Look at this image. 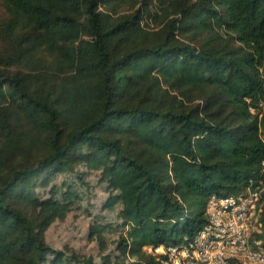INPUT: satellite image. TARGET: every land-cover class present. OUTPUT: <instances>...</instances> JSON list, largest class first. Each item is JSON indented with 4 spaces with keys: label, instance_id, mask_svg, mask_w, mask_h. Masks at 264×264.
Listing matches in <instances>:
<instances>
[{
    "label": "trees",
    "instance_id": "obj_1",
    "mask_svg": "<svg viewBox=\"0 0 264 264\" xmlns=\"http://www.w3.org/2000/svg\"><path fill=\"white\" fill-rule=\"evenodd\" d=\"M0 10V264H120L46 243L80 200L53 180L85 186L77 167L99 173L109 212L122 202L119 176L140 181L138 203L119 213L122 250L141 258L130 264H159L149 250L191 241L209 194L264 189V0H0ZM177 90L209 95L230 125L182 108ZM155 122L177 129L196 168L157 175L135 155ZM197 131L217 136L237 171L194 147ZM260 218L264 229V203Z\"/></svg>",
    "mask_w": 264,
    "mask_h": 264
},
{
    "label": "rangeland",
    "instance_id": "obj_2",
    "mask_svg": "<svg viewBox=\"0 0 264 264\" xmlns=\"http://www.w3.org/2000/svg\"><path fill=\"white\" fill-rule=\"evenodd\" d=\"M2 17L3 12L0 10V18ZM215 68L218 67L215 66ZM211 73L219 78L223 77V74L226 77V72L219 73L218 69H211ZM157 81V76H153L145 88L150 90ZM171 93L172 98L182 108L191 109L199 117L212 118L221 125H230L231 117L228 114H218V109L209 105V95H204L201 98H190L181 90ZM249 111L254 113L251 108ZM152 130L154 131L153 138H146L143 144L135 147L134 153L150 167L153 174L162 175L170 170L173 175L174 173H183L188 169L196 168L176 128L170 125L161 126L159 122H155ZM216 137L203 131H197L192 139L193 146L204 147L205 153H208L212 158L210 161L220 164V171L234 173L237 170L234 164L226 158V151H220L221 143L219 145ZM75 172L78 173V176H81L85 186H82L81 181L73 175H57L53 180V183L67 181V183L73 185L80 195V200L77 202L75 209L65 219L51 225L46 233V243L67 255L74 253L80 261L93 259L95 262H99L101 257L105 255H110L112 260L117 259L120 264H130L139 261L141 259L139 255L132 257L129 251L122 250V246L127 241L125 237L128 229L119 228L124 222V218L120 217L119 213L121 211L126 213L133 209V203H135L133 198H135L136 189L140 185V181L133 176L120 175L118 183L122 202L121 204L120 202L117 203L114 206V210L109 212L103 205L110 197V194L105 191L104 186L99 182V173L85 170L84 166L77 167ZM119 191H114L113 193L119 194ZM141 201L139 200V204ZM126 217L128 218V216ZM105 223H109L110 226L106 229L102 239L97 240L95 235L90 234L91 228L93 225L100 227ZM101 240L102 242L100 243ZM145 251L146 254H149L147 249Z\"/></svg>",
    "mask_w": 264,
    "mask_h": 264
},
{
    "label": "built area",
    "instance_id": "obj_3",
    "mask_svg": "<svg viewBox=\"0 0 264 264\" xmlns=\"http://www.w3.org/2000/svg\"><path fill=\"white\" fill-rule=\"evenodd\" d=\"M261 185L240 194H209L207 223L191 241L149 252L164 256L159 264H264Z\"/></svg>",
    "mask_w": 264,
    "mask_h": 264
}]
</instances>
